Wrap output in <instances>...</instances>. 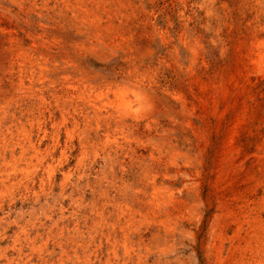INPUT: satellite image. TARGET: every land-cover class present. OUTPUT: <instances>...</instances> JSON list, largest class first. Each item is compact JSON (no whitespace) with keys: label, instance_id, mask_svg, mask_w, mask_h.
<instances>
[{"label":"rangeland","instance_id":"374dc122","mask_svg":"<svg viewBox=\"0 0 264 264\" xmlns=\"http://www.w3.org/2000/svg\"><path fill=\"white\" fill-rule=\"evenodd\" d=\"M77 1L85 2L82 6L90 14L83 20L92 28L79 22L78 18L83 14L77 20L72 17L77 14L73 9ZM64 3L70 5L68 9ZM76 26L80 27V32ZM97 33L102 41L95 40ZM35 41L52 49L49 53L55 56L54 62L58 63L59 70L65 65L70 69L78 63V73L86 75L95 87L110 85L115 89L118 84L133 82L148 95L156 93L157 100L162 96L173 110H177L182 101L189 113L190 107L194 106L192 128L187 125L185 116L180 115V135H177L179 150L194 157L193 161L184 167L183 161L177 158V165L167 168L169 176L162 175L157 179L158 191L149 190L154 207L170 208L171 203L176 207L178 218L174 220L175 224L171 221L175 236L167 240L153 239L149 246L152 250L150 260L161 255L162 263L169 260L170 264H198L201 260L204 264L207 260V228L212 214L222 213L227 207L235 212L241 211L247 199L252 202V199L264 196V59H260L258 53V43L264 45V0H0V78L11 76L14 82L18 81V68L25 65L24 62L19 65L22 51L30 53ZM195 43L200 49L198 55L191 50ZM67 58L72 63H66ZM39 71L34 68L36 76ZM24 82L28 84L25 78ZM203 83L207 87L205 93ZM15 87L16 84L7 87L10 89L7 96L11 100L0 96V116L3 110L12 107L14 101L25 96ZM180 96L184 100H179ZM141 103L138 112L142 114L154 112L156 105L160 106L151 99ZM203 106L207 110L205 119ZM6 125L3 124L1 130L6 131ZM27 129L26 132L30 133V127ZM201 130L206 132L203 152L199 151L202 141L198 132ZM4 137L10 145H15L16 139L24 137L22 128H13L10 139ZM65 138L63 136V140ZM101 153L100 145L94 150L86 148L72 153L70 165L64 168L67 171L74 167L73 177L65 182L69 187H65L64 193L67 214L74 206L73 200L80 195L74 191L70 194L69 186L80 171L76 169L77 160L82 159L81 163L87 168L96 154L99 162L95 167L98 169ZM61 157L58 150L51 166H56ZM34 165V159L31 164L23 161L17 177L0 188V216L2 213L10 212L14 216L23 212L27 218V211L32 207L30 202L19 200L24 192L23 184L35 172L44 181L48 171L47 167L35 171ZM22 166L27 172L21 170ZM176 168L179 172H175ZM92 175L88 183L94 184ZM55 178L52 197L59 194L63 179L58 172ZM81 184L86 185L85 182ZM85 197L90 200L89 189L85 190ZM8 199L14 202L10 209ZM39 206L34 208L39 209ZM254 207L264 209V205ZM137 217L132 229L139 227L146 231L145 238H151L156 219L149 213ZM93 221L94 217L84 227V237L80 241L86 243L87 248H79L78 254L74 255L66 243L62 257L59 249H56L58 254L48 255L53 248L51 240L47 244L40 238L32 243L22 239L14 243V229L6 230L2 225L0 264H5L4 260H38L40 255L49 260H66V264L93 260L92 250L97 241L87 240L88 232H93ZM106 229H98L96 238ZM101 241L105 243L104 238ZM13 243L16 249L12 248ZM110 243L108 257L115 260L112 247L119 256H122L123 248L119 242L113 246Z\"/></svg>","mask_w":264,"mask_h":264},{"label":"bare ground","instance_id":"6f19581e","mask_svg":"<svg viewBox=\"0 0 264 264\" xmlns=\"http://www.w3.org/2000/svg\"><path fill=\"white\" fill-rule=\"evenodd\" d=\"M84 3L75 2L73 9L77 10V14H73L72 17L77 20L79 15L83 14L78 18L79 22L92 28L90 23H85L83 20L90 14L82 6ZM65 6L67 8L70 5L65 4ZM102 9L106 10V7L102 6ZM93 17L96 19L95 16ZM94 19L91 18L90 21L93 22ZM76 27L80 32V27ZM97 36L95 40H101L98 33ZM258 47L259 58L263 60L264 45L258 43ZM191 50L196 55L200 53L197 43L193 44ZM50 51L52 49L35 41L30 53L22 51L19 65L21 62L25 65L18 68V81L14 82L11 76L0 78V96L11 100V97L7 96L10 91L7 87L15 84V89L25 94L19 101H14L8 111L3 110L0 116V142H2L0 143V188L6 187L7 183L17 177L16 173L23 161L31 164V159H34L35 171L38 168H48L44 181L39 178L38 172H35L23 184L24 192L20 194L19 200L30 202L32 207L27 211V218L22 215L23 212L15 213L14 216L10 212L2 213L0 226L3 225L6 230L14 229V243L21 239L32 243L40 238L44 239L42 241L44 244H47V241L51 240L53 248L50 247L52 250L47 252L48 255L58 254L56 249H59L62 257L66 243L70 245L74 255L78 254L79 248L82 247L83 250L87 248L86 243L80 241L84 237V227L94 217L93 232L90 231L87 235L89 242L97 241L92 250L93 260L91 258L82 260V264H170L169 260L162 263L161 255H157L156 260H150L152 250L149 243L153 239L167 240L175 236L173 223L178 218L175 213L176 207L172 206V203L168 205L172 208L154 207L155 203L149 190L152 192L155 190L153 193L158 191L157 179L162 175L169 176L170 170L167 168L169 165L173 166L177 158L183 161L184 167L193 161L194 157L179 150L177 135H180L178 117L185 116L187 125L191 126L194 106L190 107L189 113L182 101V105L177 110H173L162 96L161 100H157L156 93L148 95L138 85L132 84L133 82L118 84L115 89L110 85L95 87L93 82L87 80L86 75L78 73V63L73 64L70 69L65 65L59 70L58 63L54 62L55 56L50 55ZM71 61L66 59V63H72ZM34 68L40 70L39 75L36 76ZM24 78L28 80V84H25ZM201 86L203 92L206 91V83ZM110 93L113 94L112 98ZM178 98L184 100L182 96ZM147 99L156 101L160 106L156 105L154 112L142 114L138 111L142 107L141 102ZM202 110L205 119L206 106H203ZM153 113L157 115L153 116ZM3 124H7L6 131L1 130ZM18 127L22 128L24 137L21 140L16 139L15 145H10V141H6L4 135L9 136L10 139L13 128ZM27 127H30V133L26 132ZM198 135L202 141L199 151L203 152L206 146L205 130L199 131ZM63 136L66 137L65 140ZM98 145L102 149L98 169L96 165L99 161H96V154L87 168L81 163L82 159L77 160L76 169L80 171L69 186L70 194L74 191L80 195L78 199L73 200L74 206L67 214L64 193L69 187H66L65 182L69 177H73L74 167L67 171L64 168L70 165L73 152L86 148L94 150ZM58 150L62 157L57 160L56 166H51ZM22 167L21 170L27 172V169ZM162 170L164 171L161 172ZM56 172L61 174L63 179L59 194L52 197ZM175 172L179 170L176 168ZM91 175L94 184L88 183L91 181ZM82 182L86 185L81 186ZM18 183H21V180H18ZM35 186L38 187L37 191ZM86 189L90 191L89 201L85 197ZM247 200L241 211L235 212L225 206V211L222 213L212 214L213 217L211 216L207 228V260H204V264H264V209L256 210L254 207L264 205V196L262 199H252V202ZM13 204L14 202L8 199L9 209ZM38 204H40L39 209H35V205ZM252 204L253 207L250 206ZM142 213L147 215L149 213L156 219L153 224L156 225L153 227L154 232L149 239L145 238L146 231H142L139 227L132 229L137 216ZM171 221H173L172 225ZM102 228L107 229L96 238L98 229ZM102 238L106 244H103ZM118 242L123 248L122 256H119L112 247L115 260H111L110 256L108 257L110 253L108 244L113 246ZM14 243L12 248L16 249ZM4 261L5 264L14 262L66 264L67 262L49 260L43 255L38 256V260ZM76 262L79 263V260ZM198 262L202 264L201 260Z\"/></svg>","mask_w":264,"mask_h":264}]
</instances>
